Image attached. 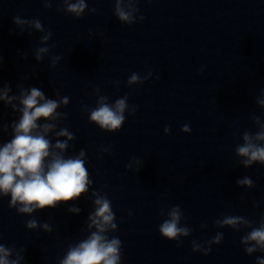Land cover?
Wrapping results in <instances>:
<instances>
[{
	"label": "clouds",
	"instance_id": "9594fccd",
	"mask_svg": "<svg viewBox=\"0 0 264 264\" xmlns=\"http://www.w3.org/2000/svg\"><path fill=\"white\" fill-rule=\"evenodd\" d=\"M43 3L45 8L50 9L53 0H43ZM61 3L64 7H58L57 11H63L76 18H80L86 10L96 11V9H88L86 0H61ZM138 3L139 0H115V16L121 23L128 25L134 24L137 19L142 21L144 17L137 16ZM13 23L21 33L26 29L43 33L40 38L42 45H47L52 38L53 33L46 30L39 19L16 16L13 18ZM13 31L10 29V33ZM49 52V47L41 46L35 49L34 57L41 62ZM60 59V56H52V67H55ZM2 63L3 58L0 57V64ZM151 76V70L145 76L132 73L127 84L128 86L143 84ZM115 83L119 85L120 82ZM95 91L98 96L96 107L84 106L82 109L88 113L89 122L106 132L119 131L125 123V112L134 115L136 107L129 108L127 96L109 103L107 96L99 94V87ZM11 92L10 85L5 84L0 87V102L20 114L18 120L12 121L10 125L0 122V134L8 132L9 129L12 134L9 141L0 145V197H10V208L16 209L19 214L30 216L37 210L56 208L60 204L74 202L82 195L88 194L93 181L86 167V152L81 149L75 156H65V152L70 147L69 142L75 140V135L67 127L57 130L58 122L67 118V113L59 112L58 109L62 106L67 107L69 98L66 96L59 99L48 98L36 87H20L19 95H10ZM256 103L264 108V89L261 90V96L257 98ZM253 122L258 130L255 133L245 131L242 135L243 143L235 148L238 162L245 168L256 163L264 165V122L259 116H254ZM181 131L190 133L191 128L185 124ZM164 133L171 134L170 126H165ZM49 134H54L57 138L55 143L49 138ZM61 137L65 139H59ZM102 151L108 152L110 149L103 148ZM135 164L138 170L142 167V162L139 160H136ZM127 167L131 169L132 162ZM236 183L239 187L249 189L255 186L253 180L247 176L238 179ZM91 195L94 199L93 211L87 218L89 235L74 245H69L58 264H121L122 242L118 237L110 238L108 235L109 232L117 230L112 202L106 194H101L99 191L93 190ZM254 206H257L255 202ZM68 211L79 214L81 209L73 206ZM129 215L131 216L132 213L129 212ZM161 215H164L163 211ZM167 217L159 226V232L163 238L176 241L179 247L182 244L181 237L190 236L192 229L181 225L184 213L179 205L171 207L167 211ZM215 226L228 227L237 232L251 229L240 241L244 251L249 256L258 251L264 252V216L260 218L259 226H254L253 221L244 216L230 215L217 219ZM38 227L45 232L53 230L47 222L39 223L36 219L26 222V228L29 230ZM205 227L207 225H201V228ZM222 240L221 232H217L206 243L193 240L192 251L208 255L212 245H218ZM14 251L13 248L0 243V264H21L24 256L16 253L15 258H12ZM256 264H264V257H257Z\"/></svg>",
	"mask_w": 264,
	"mask_h": 264
}]
</instances>
